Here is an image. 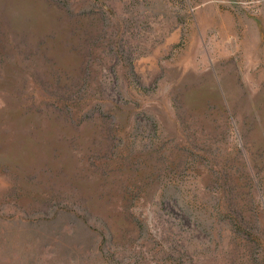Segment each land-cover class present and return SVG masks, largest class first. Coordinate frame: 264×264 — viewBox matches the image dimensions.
<instances>
[{
	"label": "rangeland",
	"instance_id": "obj_1",
	"mask_svg": "<svg viewBox=\"0 0 264 264\" xmlns=\"http://www.w3.org/2000/svg\"><path fill=\"white\" fill-rule=\"evenodd\" d=\"M0 31V264H264V0H0Z\"/></svg>",
	"mask_w": 264,
	"mask_h": 264
},
{
	"label": "trees",
	"instance_id": "obj_2",
	"mask_svg": "<svg viewBox=\"0 0 264 264\" xmlns=\"http://www.w3.org/2000/svg\"><path fill=\"white\" fill-rule=\"evenodd\" d=\"M0 32H1V31H0ZM1 34H2V32H1ZM98 108H102V104H99Z\"/></svg>",
	"mask_w": 264,
	"mask_h": 264
}]
</instances>
